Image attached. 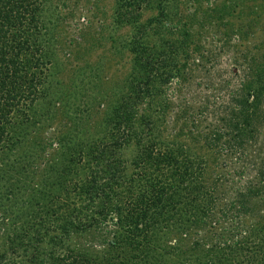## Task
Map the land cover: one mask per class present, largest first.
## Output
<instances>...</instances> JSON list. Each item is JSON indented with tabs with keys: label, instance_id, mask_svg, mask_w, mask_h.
Listing matches in <instances>:
<instances>
[{
	"label": "rangeland",
	"instance_id": "rangeland-1",
	"mask_svg": "<svg viewBox=\"0 0 264 264\" xmlns=\"http://www.w3.org/2000/svg\"><path fill=\"white\" fill-rule=\"evenodd\" d=\"M152 1L132 19L135 25L125 21V14L116 8L115 0H42L34 18L26 21L36 33L29 43L38 48L40 45L35 55L48 62L38 67L41 72L37 78H42V82L34 93L39 97L30 103L33 93H28L27 105H16H21L22 111L11 112L8 119L16 118L17 130L27 126L28 131L14 145L0 141V252L6 253L4 263L22 255L12 249L14 231L22 233L23 240L16 245L19 250L24 242L36 236L35 231L40 238L38 247L49 249L48 237L58 232L57 222L42 214L49 205L60 202V198H55V191L60 189L52 180L59 168H71L67 163L69 156L70 160L77 159L78 169L73 175L66 171V179L79 176L76 180H84L106 162L119 158L131 171L134 170L131 159L137 149L133 144L136 134H140L143 144L157 141L160 153L177 150L179 158L189 159L194 174L179 183L185 188L189 184L185 191L180 189L182 196L178 193L181 202L188 200L197 208L204 199L192 184L194 175L199 173L195 167L205 166L202 175L207 177L209 185L216 178L223 182L206 193L217 199L209 204L204 227L186 219L188 203H178L179 218L177 215L169 218L167 229L157 234L158 252L167 255L172 263L175 252L195 244L229 245L234 240L228 238L229 229L254 223L258 215L264 219L263 186L259 195L247 200L253 214L249 209L247 213L233 215L229 206L237 194L234 192L245 190L249 182H262L257 163H264V104L252 114L248 127L252 125L254 131L239 152L227 141L229 136L223 133L221 118L226 114L227 92L232 87L240 85L245 77L253 78L254 85L264 81V0H165L163 11L168 12V18L153 9ZM137 24L145 25L144 34ZM179 32L188 45L182 55L184 63L187 62L181 71L184 81L171 78L161 85V96L166 94L170 99L168 107L161 108L158 104L161 96L157 91L154 96V87L171 65L163 68L156 64L154 70L148 71L143 62L149 61L150 54L146 49L138 50L139 43L143 40L148 46L156 45L155 48L158 44L168 46V42L174 45L175 39L182 38ZM132 43L138 47L134 51L130 50ZM147 75L151 83L144 82ZM128 104H132L134 113L126 126L122 122L124 117L119 115ZM117 107L123 108L122 112L118 110L119 117L115 120L119 124L108 120ZM69 114L77 117L70 118L73 116ZM139 114L143 118H157L156 124L150 125V132H145L148 128L139 122ZM9 124L11 120L6 125ZM129 127L136 134L128 136L130 140L121 145L110 146L112 140L107 131L120 135ZM217 130L220 137L214 139L210 134ZM174 132L176 136L172 137ZM105 145L109 146L101 154ZM96 155L99 159L94 163ZM59 160L65 166L57 164ZM172 164L162 170L170 173ZM39 170L46 171L42 174ZM188 172L189 169L185 174ZM70 180H65L66 185L71 184ZM41 181L45 182L44 186ZM220 194L223 195L218 197ZM220 203L224 204L225 217L218 209ZM8 218L16 221L11 230L4 225ZM62 242L72 244L71 238ZM165 243H176L174 250L168 252ZM64 248L55 244L46 264L58 262ZM101 249V243L96 242L88 250L99 253Z\"/></svg>",
	"mask_w": 264,
	"mask_h": 264
},
{
	"label": "trees",
	"instance_id": "trees-1",
	"mask_svg": "<svg viewBox=\"0 0 264 264\" xmlns=\"http://www.w3.org/2000/svg\"><path fill=\"white\" fill-rule=\"evenodd\" d=\"M41 1L0 0V141L3 140L8 145L16 144L18 138L21 139L25 132L28 131L27 126L17 130L19 122L14 117L10 119V126L6 124L10 122L8 119L12 115L11 112H21L20 107L27 105L28 93H33L30 103L39 97L38 94L34 93V90L37 89L36 87H39L42 82V78H37L39 76L38 72H41L38 67L40 64H45L46 61L48 62V60L44 61L42 57L39 58V56L35 55L37 51L39 52L40 45L38 48L37 46H31L29 43V40L36 33H33L30 23L26 22L28 19L34 18ZM151 1L115 0V4L117 9L123 10L125 21L135 25L132 19H136ZM164 2L165 0H155L152 1V5H154L153 9H157L163 17L168 18V12L163 11ZM158 11L156 12L158 13ZM118 15L121 16V13L118 12ZM144 26L143 24L136 25L140 31L142 30L141 34L146 32V27L143 28ZM181 33L184 35V31H181ZM181 33L179 32L178 35L181 36ZM139 44L140 47L138 48L132 43L130 50L134 51L137 48L142 52L145 49L148 50L150 54L148 56L149 61L145 60L143 62L146 64L148 71L154 70L156 64L163 66V68L166 65H171L166 70L167 72L164 73V76L160 77L159 81L157 80V84L154 87V96L156 91H160L161 85L168 82L169 79L178 78L177 80L184 81L181 71L186 68L187 62L184 63L182 55L185 54L188 45H185L186 42L183 41V37L175 39L174 45L168 42L166 44L168 46L163 47L159 44L156 48V45L148 46L143 40ZM252 79L245 77L240 85L232 87L227 92L226 114L221 117L224 119L223 133L229 136L227 141H230L231 145L235 146L237 152L244 148L243 144L251 137L254 131L252 125L248 127L252 114L256 112V109L257 111L260 110L264 104V81L254 85ZM144 82L151 83L150 76L147 75ZM159 95L161 96V92H159ZM169 103L170 99L166 94H163L158 100L161 108L168 107ZM18 104L22 106H16ZM118 110L120 108H114L113 114L109 116L108 120L119 124L120 121L115 120L120 116L124 117L122 122L126 126L129 125L134 113L132 104H128L127 109L124 108L123 110L122 108L120 112L122 110L123 112L119 116ZM62 111L65 113L63 108ZM69 113H72V111H69ZM69 115L73 116H68L70 118L77 117L74 114ZM139 120V122L143 123V126L148 128L145 132H150L152 128L150 125L156 124L157 118L151 116L143 118L139 114ZM12 122L16 123L12 124ZM107 132L112 140V145L110 146L113 147L130 140L128 136L136 134L137 131L129 127L120 135L114 132ZM217 133H219L218 130L210 135L214 139H218L220 136ZM136 135L137 137L133 140V144L137 149L131 159L130 165L134 169L131 171H128L123 166L119 158L106 162L104 166L100 167V170L95 171L96 173H90L84 180H76L79 176L66 179L65 177L67 176L65 175H68L65 173L66 171H70L71 175H73L78 169L77 159L76 161L70 160L69 156L67 163L71 168L66 170L59 168V173L54 172L52 180L60 189L57 192L55 191V198H60V202L55 206L49 205L44 210V214H42V217L44 215L45 217L50 216V219L57 222L56 228L58 232L48 237V241H50L49 249L45 250L41 246L38 247L40 238L38 231H35V235L38 238L35 236L24 242L25 244L21 245L23 248L19 250L16 245L23 240L22 233L14 231L15 240L12 244V249L17 254L22 255L16 258L17 260L14 259L12 262L4 263L3 260L6 253L1 251L0 264H31L32 262L46 264V259L52 255L55 244L65 247V250L61 252L62 256L59 257V261L54 264H264V219L260 215L257 216L258 219L254 223L229 229L228 238L234 237V240L229 245L228 243H221L217 246L203 247L195 244L193 247L175 252L173 254L175 257L173 263L172 260L169 261L167 255L158 252L156 240L160 236L157 234L167 229L169 218L174 215L179 218V210L176 204L183 205L188 203V200L181 202L179 198L178 193L182 196L180 189L185 188L180 187L179 183L186 180L193 172L190 169L189 159L181 156L179 158L177 150H169L165 154L160 153L156 148L157 141L152 140L147 144H143L140 142V134ZM175 136L174 132L172 137ZM119 139L123 141H118ZM98 140H101V137ZM103 142L101 141V143ZM107 146L109 145L101 148V154L105 152ZM95 157L96 160L95 158L93 160L94 163H97L99 157L98 155ZM182 161L184 162V168H182ZM170 163H173L171 172L163 171V167ZM10 164L12 165V161H10ZM57 164L65 166L62 160H59ZM257 166L259 180L262 182L253 184L249 182L243 191H236L235 189L236 192L234 193L237 194L229 202L233 215L241 212L247 213L249 209L252 211L250 214L254 213V209L246 203L252 196L259 195L258 193L262 192V186L264 187V163L258 162ZM195 168L198 169L199 173L196 177L194 175L192 184L196 193H201L204 199L201 206L197 208L188 203L190 207L186 208L188 214L185 217L187 220H191L192 223L198 224L199 227H204L209 217L207 212L209 204H213L215 202L214 199H217L212 196V193L210 194L209 192L207 196L206 193L211 191L212 188L214 191V186L223 182L216 178L209 185L207 177L202 175L206 170L205 166L203 168ZM187 169L190 172L186 175ZM39 171L43 174L46 170ZM32 180V178H28V181ZM65 180L72 181L69 184L70 186L66 185L65 182L67 181ZM41 183L44 186L45 182L41 181ZM2 185L4 186V184ZM52 185L55 186L51 183ZM135 187L137 188L136 190H134ZM73 190L74 193H72ZM222 195L220 194L218 197ZM218 209L224 216V204L221 205L220 203ZM21 214L22 212L18 213V217ZM15 222L8 218L6 222L4 221V225L8 227V230H11ZM107 225H109L108 228H106ZM70 238L72 244L66 243L63 245L62 240ZM15 242L17 243L15 244ZM96 242L101 243V252H90L88 250L89 246L95 245ZM175 244L165 243L164 246H167L169 248L168 252H171L174 250ZM31 250H34V252L27 256V251ZM186 252L191 253L192 259L191 256L186 255ZM69 258L70 260L66 261Z\"/></svg>",
	"mask_w": 264,
	"mask_h": 264
}]
</instances>
